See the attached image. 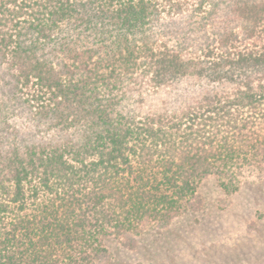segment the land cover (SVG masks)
<instances>
[{
  "label": "trees",
  "instance_id": "1",
  "mask_svg": "<svg viewBox=\"0 0 264 264\" xmlns=\"http://www.w3.org/2000/svg\"><path fill=\"white\" fill-rule=\"evenodd\" d=\"M208 179H264V0H0V264H111Z\"/></svg>",
  "mask_w": 264,
  "mask_h": 264
},
{
  "label": "rangeland",
  "instance_id": "2",
  "mask_svg": "<svg viewBox=\"0 0 264 264\" xmlns=\"http://www.w3.org/2000/svg\"><path fill=\"white\" fill-rule=\"evenodd\" d=\"M241 190L229 197L213 179L204 181L201 211L177 218L137 249L109 242L111 264H264V179Z\"/></svg>",
  "mask_w": 264,
  "mask_h": 264
}]
</instances>
